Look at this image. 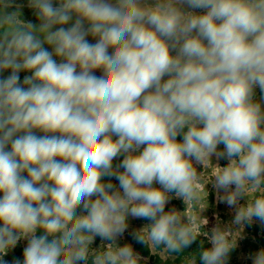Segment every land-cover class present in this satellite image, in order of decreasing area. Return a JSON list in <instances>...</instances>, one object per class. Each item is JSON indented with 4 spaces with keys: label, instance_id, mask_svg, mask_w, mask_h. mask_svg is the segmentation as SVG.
<instances>
[{
    "label": "clouds",
    "instance_id": "9594fccd",
    "mask_svg": "<svg viewBox=\"0 0 264 264\" xmlns=\"http://www.w3.org/2000/svg\"><path fill=\"white\" fill-rule=\"evenodd\" d=\"M24 7L0 0V264H147L126 236L202 235L186 264H229L264 228V0ZM209 184L232 218L202 232Z\"/></svg>",
    "mask_w": 264,
    "mask_h": 264
},
{
    "label": "rangeland",
    "instance_id": "374dc122",
    "mask_svg": "<svg viewBox=\"0 0 264 264\" xmlns=\"http://www.w3.org/2000/svg\"><path fill=\"white\" fill-rule=\"evenodd\" d=\"M199 11V10H198ZM23 18H25L24 12H23ZM91 40V38H89ZM97 74L99 75V71L97 72ZM257 93L259 94V90H257ZM226 161H221V164H225ZM208 172H211V168L208 169ZM206 191L209 193L207 200H206V205L204 208V211L202 212V216L207 218L209 223L207 225L202 226L201 231H209L211 229V227L216 223V217H219L221 219L222 222H227L228 220H230L232 218V214L231 211L225 206V205H217L215 203L214 197L212 195V188L211 185H207L206 186ZM174 204L177 205V207L182 208L183 205L178 202V201H173ZM141 222L139 221H133L132 222V228H136L139 227ZM259 226L261 229L264 230V228H262L258 222L254 223L251 226H246L244 229H235L233 232V237L237 240V253L235 254V256L230 257L229 260V264H252L251 259H249V257L254 254V253H250L249 249L245 247L246 242L248 240H251L252 237L250 236L251 234V229L253 226ZM251 228V229H250ZM130 242L132 243L131 237L126 236L125 240H122L121 243L124 242ZM25 242H22L20 245H18V247L14 250L9 252V254L7 256H5V260L11 262L12 259L14 257H20L22 259V247L24 246ZM99 243V241L97 240V244ZM95 246V245H94ZM160 256L162 258L165 257V255L163 253H160ZM146 259V258H145ZM147 264H153L152 262H150L148 259H146Z\"/></svg>",
    "mask_w": 264,
    "mask_h": 264
},
{
    "label": "trees",
    "instance_id": "16d2710c",
    "mask_svg": "<svg viewBox=\"0 0 264 264\" xmlns=\"http://www.w3.org/2000/svg\"><path fill=\"white\" fill-rule=\"evenodd\" d=\"M17 3L24 4L25 7L23 8V12L25 15V20H31L34 23L37 22L35 16L33 15L32 11L26 7L27 0H17ZM8 73H5L4 75H7ZM24 73H21V76L23 77ZM115 163V162H114ZM251 229V228H250ZM252 239L248 240L246 242V245L244 248H248L250 253H255L259 251L260 249L264 248V230L261 229L259 226L255 225L251 229L250 233ZM199 240L205 241V246H209L207 244L206 237L203 235L198 238L197 243L193 244L190 249L185 250L183 253L180 254H166L161 251L157 252H151L146 246H142L139 244H136L134 241H132V244L137 252H139L143 257L148 259L153 264H186V259L190 256L197 255L199 250ZM160 253H163L165 255L164 258L160 256ZM237 253V250L235 249L230 257L235 256ZM197 264H199V261H197Z\"/></svg>",
    "mask_w": 264,
    "mask_h": 264
}]
</instances>
